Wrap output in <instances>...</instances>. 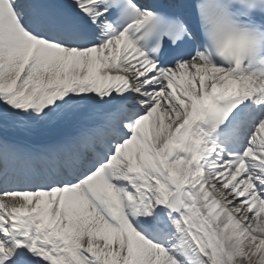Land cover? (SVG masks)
<instances>
[{
    "label": "snow or ice",
    "instance_id": "1",
    "mask_svg": "<svg viewBox=\"0 0 264 264\" xmlns=\"http://www.w3.org/2000/svg\"><path fill=\"white\" fill-rule=\"evenodd\" d=\"M0 264H264V0H0Z\"/></svg>",
    "mask_w": 264,
    "mask_h": 264
}]
</instances>
